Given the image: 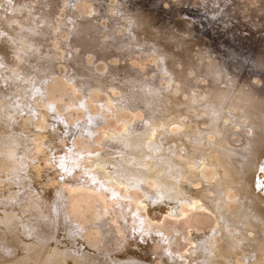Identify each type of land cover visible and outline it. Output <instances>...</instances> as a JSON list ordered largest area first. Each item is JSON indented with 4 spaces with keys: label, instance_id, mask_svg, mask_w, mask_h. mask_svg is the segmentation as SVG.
Wrapping results in <instances>:
<instances>
[{
    "label": "bare ground",
    "instance_id": "bare-ground-1",
    "mask_svg": "<svg viewBox=\"0 0 264 264\" xmlns=\"http://www.w3.org/2000/svg\"><path fill=\"white\" fill-rule=\"evenodd\" d=\"M9 2H11V0H0V43L5 44L7 47L4 42L10 40L15 43V46H13L11 50L9 49L12 52V56L10 57L8 56L10 54L8 48L2 47L0 44V73H2L5 68L7 70L9 65L12 67L15 65L22 70L21 73H23V75L21 77L17 75L20 71L18 67V69L10 68L11 71L14 70V73H17L14 74L13 71H10L11 73L9 74H12V79L10 76L8 77L6 75V71L3 72L4 74L6 73L3 77H1V75L4 74H0L5 88H7L6 83H9L12 84V86H7H11L13 89V82H15L13 79H17L21 82L27 77H29V79L30 77H32V79L34 77V79L38 81H45L42 85L39 84L38 86L37 84L35 86V88L38 89L36 91L46 92L47 89L51 87V89L48 90L51 92L52 87L56 88V90L53 88L55 91L52 90V92L49 93L52 94L54 91L56 92L55 96L59 97L56 98L51 96L52 99L49 97V100L52 102L53 98H56L59 102L61 99L63 100L61 103L65 105V108L68 106V109L74 111V109L71 108L72 103L81 102L87 99L86 97L92 95L91 100L93 99L94 101L95 99V103H102V109L112 112V115H114V112L116 114V111L118 113V111L122 109L120 107V105L123 106L122 103L125 102L126 104H130L131 106L128 110H130L132 117H118L117 122L124 125L123 131L115 129V125L113 128L112 126L109 128V130H112L111 132L104 127L105 131H103L106 135L105 141H110V147L115 149L114 153L106 149L108 152H112L108 153V155L111 154L110 157H107V154L104 155L106 157L102 155L103 153H101L100 150L102 148L99 149L101 154H95L98 149H95V152H92L94 149L92 151L89 149V152H91L90 156L81 155L82 161H76V163L74 162L72 164L66 163L67 159L72 158L71 156L69 158L66 156L62 157L63 163L66 165L64 167L63 164V172L66 171V173L69 172L70 174L74 173V175L75 173H80L78 177L76 176V181L78 182L80 180L82 183H78L80 185L76 184L77 186L74 187V189H72V187H67L70 186L69 182L66 187L62 185L63 182L60 183L61 181L59 180L61 173L60 175L57 174L52 167L53 163L51 162L58 160H53V158L56 157L53 155L57 149H59L56 147V136L54 135L60 136L58 135L59 133L57 134L54 130V133L52 132L53 134L50 133L52 128L48 129L49 131H47V129H41L44 130V132H41L39 128L38 130H40V133L37 132L39 134L34 132L35 135L39 137L35 138V140V135L33 136L36 143L37 140L41 138V142L38 140L40 146L38 145V148H36L41 156V160L39 164L35 166V169L39 171V168L43 169L41 166L45 165L46 169L49 170L52 168L54 171V177L48 172V183L46 182V177L41 175L40 171H37L39 174H36L37 176L34 178L32 173V176L30 175L28 179H31L30 181L24 179L22 174H25V172L23 173L22 170L25 171L29 167L25 169L22 166L24 169H21L19 165L23 164L17 163V157L18 155L21 156L20 153L26 154L25 149L29 146H25V149L16 146L14 147L16 149L12 151V146L17 145V141L18 139L21 140V137H17V141L10 138L13 140L12 144L5 145V143L3 146L0 145L1 150H5L7 146L8 148H12L11 151H5L4 153L6 154L4 155H7L10 159L12 156H16V158L14 157V161H17L12 164V159L8 161L9 158H7V161L11 164L8 163L7 165L6 163L7 171L0 174V264H37L38 260V264L42 262L43 264H48L46 261L50 262L49 258L51 256H53L51 260L54 259V262L51 264H59L57 263L58 252L61 253L60 255H66L67 262H65L66 260L64 262L68 264H145L141 260L143 259V254L147 251L145 244L149 242V239L145 240V237L142 238V234L146 231H142L141 236L137 238V240L140 239V241H138L140 245L138 243L128 242V244L122 246L124 248L120 250L116 245V241H119L117 238L122 231L121 230L118 234L117 230L119 229L117 226L119 223L117 224V222L114 221L117 224V226H114L112 223L113 220H110V218L107 220L106 218H108V215H104L105 213H110L111 210H104L105 206L103 207L102 204L107 201H105L107 197H103L105 202L101 204V199L103 200V198H101L102 194H100V190H103L105 193L106 187H113L114 185L118 188L119 186H126L129 191H131V189L142 191L146 197L148 196L146 198L147 203L145 202L147 207L152 205L153 208V205L155 206L156 204L167 205L168 208L166 209L163 205H161V207L167 211L166 214L168 218L177 217V219L175 218L177 220L176 223L184 224L187 231L192 230V228L196 226L194 225L195 223L203 227L209 223L208 226L203 228L207 230V233L209 232L208 234L206 233L205 235L199 236V234L196 235V232L193 236L188 235L194 247H192V251L190 250L191 257L182 256V258L186 259L185 261L195 264H264V168L261 169L262 179H260V175L256 173V168L258 169L257 166H264V163H261L264 161V88L258 86V84L260 85L262 82L258 81L259 83L257 84V78L255 79V84H249V80L242 81L241 78H237L236 76L220 73L218 70L215 71L217 66L215 58L217 55L213 53L210 45L200 42L195 44L193 40L188 41L183 39L184 37L182 34H185L179 29L173 28L167 35H164L163 32H160L159 35H156V33L154 35L152 31L149 30L151 28L145 30L139 22L132 21V26L134 25L137 28L132 26L127 28L128 31L124 32L125 37L119 38V24L112 23V21H110L111 24L108 26L99 21H96V26L94 25L93 27L90 25H93L94 22H88V25L84 24L81 27L80 25L72 26L67 21L74 20L73 15L69 16L67 13L64 14V12L62 14L59 13V10L64 8L67 9V7L63 5L64 8H62L61 5L60 9L57 8L54 6L56 4L55 0H36L35 2H33V0H14L13 2H17L18 6H22L23 9L28 11V14H21L20 16H16V14L14 16L12 13V4ZM56 5L58 6V4ZM44 8L47 10L52 9L54 12L46 11ZM48 12L52 14H47ZM53 18L57 19L58 22L56 21V24H59L61 26L60 28L57 27L59 25L55 26V23H53L55 19L52 20ZM49 24H52V27L57 31H65V33L63 32L64 37L60 36L62 41L60 42L61 39H58V44L59 42L61 44H57L56 46L53 44L56 43L57 37L55 36L53 41L52 39L50 40L54 45V47H52L54 56H51V54H53L50 50L52 44L49 49L45 50L48 46L47 42L49 39L47 36H49L48 33L50 32L51 26L48 27L47 30H45L44 27ZM145 25L148 26L149 24L145 23ZM161 34L164 36L160 37ZM86 37H89V40H87ZM153 40H160V42L156 41V43ZM188 42L199 46V49H194L196 47L195 45V47L187 46L189 44ZM136 45L138 48L135 47ZM78 46L81 49L80 54L74 52L75 48ZM84 48L91 52L94 63L97 61L96 64H98L99 60L104 61L103 66L93 69V71L96 70L100 74L96 87L93 86V83L92 86H86L87 83L85 84V82H87V80L84 81L83 76L88 73L87 70H85L87 72L83 75L82 73H76V69L71 66V63H80L85 59L86 51L82 52ZM139 48H141V50H139ZM174 48H176L177 51L174 50ZM58 49L60 52H57ZM151 57H153L152 59H155V61L152 60ZM112 58H116L118 61H112ZM132 60L136 61L135 64L139 61V63H141V61L146 63L144 68L147 67L149 73L158 72L162 75L166 74L167 77H162L161 80L153 81L154 79L151 80L150 77L149 80L147 75L146 79L148 80L143 79V77L142 80H139L140 76L143 75V70H140L142 72L140 73L137 67L134 66V63H131ZM147 60L149 63L146 62ZM93 62H91V64ZM177 64H180L181 68L177 67ZM140 68L142 69L143 67ZM16 69L18 70L17 72L15 71ZM145 73L147 72L145 71ZM97 74L96 76L99 75ZM57 75H63V80L62 77L56 78L55 76ZM79 77L82 79L81 82L79 81ZM137 78L140 84L137 83ZM153 78H156V76ZM143 80L144 82L141 83ZM30 82L28 83L31 85ZM14 88L16 89V87ZM12 89H10V91L0 90V95H2L0 98L2 100V102H0V133L7 140H10L9 136H12L11 130L9 132V127H13L14 122H17L18 119L19 121L22 119L18 117H21L23 114L22 111H25L26 105L24 106L23 103L25 101L30 102L34 100H26V98L23 100L22 98L24 101L22 103L20 97V100L17 99L18 94L13 95L14 91H12ZM17 92L15 90V93ZM40 92H37L38 96ZM77 92L80 94L83 92L84 98L82 96V98L76 96ZM85 92H89V94L85 95ZM103 92H106V94L108 93L106 99H100L98 97L99 94ZM115 92H118L120 95L122 94V99H120V95L118 93V95H116ZM132 92L135 93L133 94ZM3 93L6 95L3 96ZM20 93L22 92H19V94ZM25 94L24 96H26ZM42 94L43 93H41V95ZM67 97L68 99L70 98L71 102H69ZM75 97L77 99H74ZM40 99L38 98L39 101ZM44 100L45 99H42V101ZM34 101L36 103V100ZM42 101H40V103ZM93 101L92 103H94ZM54 102L56 101L53 100L51 103L52 106H54ZM40 103L38 102L37 105ZM15 104H17V107ZM80 105L86 106V104ZM44 106L40 107L44 108ZM46 106H48V103ZM18 107H21L19 111L22 113L17 117L16 115L18 113L14 114L15 111L13 110L18 111ZM28 108L26 106L27 111ZM62 108L60 110H62ZM65 108H63V110ZM30 109H32V107ZM37 110L34 111L32 109L31 111L32 113L33 111L34 113L36 112L37 115ZM39 110L45 111L44 109ZM39 110L38 112H41ZM67 110L64 112L66 115ZM123 110L125 111L127 109L125 108ZM139 110L145 114L144 120H137L134 118V115H136ZM70 112H68V114ZM119 113H121V111ZM2 114L6 116L3 117ZM74 114L76 115V113ZM25 115L27 114L22 116L25 117ZM106 115L104 114L105 117ZM28 116H30L29 118H33L31 117L32 115ZM38 116L37 119L35 118L36 120H39ZM68 116H65L66 119H69L71 114L69 117ZM72 117L73 116H71L70 119ZM42 118L40 117V119ZM43 119L40 120L41 124L42 122L44 124V121L47 120ZM28 120L31 121L30 119ZM32 122L33 120L31 123ZM137 122H140L141 125L137 124ZM37 123L34 121L32 124L37 125ZM45 123L47 124L46 121ZM17 125L19 124H16V126ZM16 126L14 125V132L17 130V127H20V125ZM29 133L31 134L33 132ZM29 133H25L24 129L20 134L28 135ZM23 136L25 137V143H27L26 141L28 140L26 136ZM83 141L79 143L81 144ZM22 142L20 141V144ZM75 143L77 145V141ZM23 144H21V146ZM86 144H82L83 146L85 145V148L82 146L84 149H86ZM33 145L35 146L34 143ZM65 145L64 147H66ZM62 146L63 145L60 147ZM107 147H109L108 144ZM29 150L31 153L33 149ZM35 150H33L34 153L36 152ZM61 154L63 153H60V155ZM69 154H71V152ZM39 155H31V157H28L32 158L36 156V158L33 157V159H37ZM57 156H59L58 152ZM24 157L25 156H23L22 159H24ZM261 157H263L262 160H260ZM58 158L61 160V157ZM22 159L20 158L21 161ZM73 160H75V158H73ZM84 160L90 161L89 165H85ZM31 163L29 164L31 165ZM58 175L60 177H58ZM74 175L71 176L73 177ZM64 176L66 175L62 177ZM10 177H12V180H10ZM68 180L70 181V179ZM146 183H148V187ZM39 185H43V189H38ZM98 185L102 186V188ZM96 186L99 188L97 189ZM96 189L100 191L98 194H96ZM114 194H112L110 198L116 199L115 201L117 202L119 197L117 198L116 196L119 195H117L118 193L116 195ZM130 194L128 195L126 193L129 199L133 195L136 200L133 202H136L138 205L140 204L138 211L139 209L142 210L140 207L142 204L145 206V203H143L145 200H143L144 197L139 196L137 192L132 195ZM104 195L105 194H103V196ZM120 195L123 196L121 193ZM124 197L128 199L126 196ZM111 199L109 203L114 201H111ZM122 200L123 199H119V201L123 202ZM141 200H143L142 203ZM115 201L113 205L116 204L118 208V204L115 203ZM129 202H131V200ZM133 202L129 204L126 202V204L130 206ZM68 203L69 207L65 209V205ZM116 205L114 207L109 204L107 207L113 209V207L116 208ZM127 206L125 210L123 208L124 211H121L124 214L127 213ZM130 207L131 211L134 212V207L132 205ZM147 207L144 208L145 211ZM96 209H100L101 213L99 214ZM118 209L117 213L122 208ZM202 210L210 212L213 217L198 215L196 211ZM91 211H97L99 219L102 221H100L97 216V220L101 223L95 224V228L92 229L93 231L87 233L86 237L92 246L89 247V245L87 246L88 241L85 246L83 240L80 241L78 239V241L77 237L86 229L87 225L89 226V224L95 223L94 221V223L91 222L92 219L90 220L89 216V220L88 217H85L89 215ZM131 211L130 213H132ZM138 211H136V213L134 212V214H131L129 217L133 221H136L135 228L147 229L149 227L148 224H150V226L152 223L154 224L153 221H150L151 223L146 222L147 225L143 223V221H140L142 215L140 216L141 213ZM150 211L153 210L150 209ZM97 212H95V214L91 213L90 215L93 214L94 218ZM113 212L111 211V213ZM121 212H119L120 214H113H116L118 217V215L123 214ZM166 214L163 215L166 216ZM128 215H126V217ZM73 216L76 217V219ZM167 216L165 218H167ZM143 217H146V215L142 216L144 220L145 218ZM181 217H187V219L183 220ZM96 218H94L95 221ZM168 218L165 219V222L169 224L171 220H168ZM115 219L116 217H114V220ZM172 219L175 221L174 218ZM208 219H211V221L208 222ZM125 220L128 222V217ZM147 220L145 219V221ZM174 221L173 225L175 223ZM193 222L195 223L193 224ZM161 223L157 224L163 228ZM176 225H174V227ZM123 226L121 227L122 229H124ZM143 226H145V228ZM114 227H117L115 228L117 232ZM124 227H127V225ZM152 227L155 226L152 225ZM174 227L171 226V228ZM99 228L102 229L103 237H100V235L98 237V234H101V231H98ZM75 229L78 230L77 234L79 236L73 234ZM127 229V234L132 232H128ZM153 229L154 233H152L155 237L157 235H155V228ZM169 230H167V232H169ZM172 230L173 229H171V231ZM149 231L151 235V231L153 230L151 229ZM63 232L66 235H70V237L68 236V238L65 235L67 238L63 239L65 238ZM175 232L176 234L178 233L177 230ZM172 233L173 232H170V235H172ZM116 234L119 235L117 238H115ZM191 234L192 231L190 232V235ZM153 235L152 237L149 236L148 232V236L149 238L151 237L152 240L154 238ZM161 235H158L156 238L164 237ZM188 236L185 239H188ZM28 238H31L29 239L30 241ZM141 238L147 242H143ZM120 240H122V237ZM159 240L161 239L159 238ZM120 242H124V239ZM170 242L171 241H169V243ZM60 243L68 247L61 248L62 246L59 247ZM175 243L176 242L173 243L174 247ZM177 245L179 246V243H177ZM114 247H117L120 251L117 252ZM46 248L51 249V252L47 254L48 258H46L45 261L41 252L43 253ZM113 248L116 251L114 255L110 253L111 250L113 251ZM172 250L170 249L169 251L170 254H172L170 260L174 258V250ZM104 251L106 252L104 255H111H102ZM12 253H14L15 256L11 257L10 255ZM4 255H9L10 258L13 259L9 260L10 258H5ZM147 256L149 255L147 254ZM147 256H145V258H147ZM58 257L60 258L61 256ZM126 258L127 261L124 262ZM174 259L177 260L178 258ZM174 259L173 262L175 263Z\"/></svg>",
    "mask_w": 264,
    "mask_h": 264
},
{
    "label": "rangeland",
    "instance_id": "rangeland-1",
    "mask_svg": "<svg viewBox=\"0 0 264 264\" xmlns=\"http://www.w3.org/2000/svg\"><path fill=\"white\" fill-rule=\"evenodd\" d=\"M14 0H11V2H9V3H11L12 4V7H13V9H12V13L14 14V16H15V14H16V16H20L21 14H28V11H26V9H23V7L22 6H18V4H17V2H13ZM36 0H33V2H35ZM54 1V0H53ZM55 2H56V4H58V6L55 4L54 6H56L57 8H59L60 9V6L62 5V8H64L65 6L67 7V9L66 8H64V9H62V10H59L60 12L59 13H63L64 12V14L65 13H67L69 16L70 15H73V17H74V20H68L67 22L69 23V24H71L72 26H79L80 25V27L81 26H83L84 24L86 25L88 22H94V24L93 25H90V26H94L97 22L96 21H99V22H101V23H105V25L106 26H108L109 24H111L110 23V21H112V23H117V24H119L118 25V36H119V38H124L125 37V35H124V32L125 31H128V29L127 28H129V27H131L132 26V21L134 22H139V24H141V26L142 27H144V29L146 30V29H149V28H151V29H149V30H151L152 31V33L155 35V33H156V35H159L160 34V32H163V34L164 35H167V33L169 32V31H171V30H173V28L174 29H179L180 31H182V33H184L185 35H183L182 34V36L184 37L183 39H185V40H188V41H194L193 43H195V44H197V43H202V44H209L210 45V47H211V50H213V53L215 54V55H217V57L215 58L216 59V62H217V66H216V68H215V71H220V73H227V74H229L230 76H236L237 78H241L242 79V81H248L249 80V84H255V82H256V80L255 79H257V84L259 83L258 81H261L260 83V85L258 84V86H261V87H263L264 88V0H55ZM60 4V5H59ZM63 5H64V7H63ZM44 10H46V11H53L52 9H50V10H47V9H45L44 8ZM65 10V11H64ZM15 11V12H14ZM45 11V12H46ZM22 12H24V13H22ZM50 12H48L47 14H52V13H50ZM54 12V11H53ZM74 13V14H73ZM55 18H53L52 20H54ZM55 21V22H54ZM53 21V23H55V26L56 25H59V24H56V21H57V19H55ZM58 22V21H57ZM145 23H147V24H149L148 26H146L145 25ZM89 24V23H88ZM87 24V25H88ZM16 25H18V24H16ZM51 26V27H50ZM96 26V25H95ZM48 27H50V32L48 33V35L49 36H47L48 37V46L45 48V50H47V49H49V47H50V45L53 43L52 41L54 40V38L55 37H57L56 38V43H53V44H55V46L58 44V39L60 40L61 38H60V36H62V37H64V33H65V31H63V30H56L55 28H53L52 27V24L50 25H48V26H45L44 27V29L45 30H47L48 29ZM57 27H61L60 25L59 26H57ZM56 27V28H57ZM132 27H135V28H137L136 26H132ZM59 28H57V29H59ZM53 29V30H52ZM155 29V30H154ZM157 30H158V32H157ZM60 31V32H59ZM62 31V32H61ZM58 32V33H57ZM64 32V33H63ZM66 35V34H65ZM164 35H160V37H163ZM55 36V37H54ZM59 37V38H58ZM89 37H86V39L87 40H89L88 39ZM52 39V41L50 42V40ZM81 39H82V37H81ZM62 41V39L60 40V42ZM154 41V40H153ZM157 42H160V40H156ZM156 41H154V42H156ZM59 42V44H61ZM156 42V43H157ZM168 42V41H167ZM4 43H6V45H7V47L5 46V44H3V43H0L1 45H2V47H6V48H8V50L10 49H12L13 48V46H15V43L14 42H12V41H10V40H8V42L6 41V42H4ZM7 43H9V44H7ZM168 43H170V42H168ZM189 44L187 45V46H192V47H195L196 45L195 44H193V43H191V42H188ZM52 44V46L50 47V50H51V53H53V54H51V56H54V50H53V48L52 47H54V45ZM58 44V45H59ZM0 45V46H1ZM195 45V46H194ZM135 47H137L138 48V46L136 45ZM197 47V48H196ZM194 49H199V46H196ZM9 50V55L8 56H12V52ZM139 50H141V48H139ZM174 50H176V48H174ZM173 50V51H174ZM74 51V50H73ZM83 51H86V53H85V59H83V61H81L80 63H71V66H73V68L74 69H76L75 70V72L76 73H82L83 75L88 71V73L87 74H85V76H86V78H85V76H83L82 74H80L81 76H83L84 77V81H86L87 80V82H85V84L87 83V87H88V85H90V86H92V83H93V86H95L96 87V84H97V81L99 80V78H100V74L95 70V71H93V69H95V68H99L100 66H103L104 65V61L103 60H99L98 61V64H96L97 63V61L94 63L93 61H94V59H92V56H91V52L90 51H88V50H85V48L82 50V52ZM177 51V50H176ZM217 53H216V52ZM57 52H60V50L58 49L57 50ZM75 53H77V54H80V52H81V49L79 48V46L78 47H76L75 48V51H74ZM167 52H169V51H167ZM172 52V51H171ZM168 54H171V53H168ZM118 58V57H117ZM153 57H151V59H152ZM92 59V60H91ZM142 60V59H141ZM152 60H154L155 61V59H152ZM152 60H150V61H152ZM112 61H118V59H116V58H112ZM91 62H93L92 64H91ZM135 62L136 61H133L132 60V62L131 63H134V66H136L137 67V69L140 71V70H143L142 72L140 71V73H142L143 75L142 76H140V79L139 80H142V77H143V79H145V80H150V77H151V80H153V81H156V80H161L162 79V77H167V75L166 74H159L158 72L157 73H154V72H148V70H147V67L146 68H144V66H145V64L146 63H143L142 61H141V63L143 64H141V63H136L135 64ZM145 62V61H144ZM146 62H148V60L146 61ZM149 63V62H148ZM201 63V62H200ZM17 64H19V63H17ZM96 64V65H95ZM133 65V64H132ZM179 65V66H178ZM223 65V66H222ZM15 66V65H14ZM12 67V66H8V68H7V70H6V68H5V70L3 69V72H5L6 71V75L9 77L10 76V78L12 79V74H9V73H11L12 71H13V73H14V70H10V68L11 69H15V68H17L18 66H15V67ZM7 67V66H6ZM140 67H143L142 69L140 68ZM177 67H179V68H181V66H180V64H177ZM19 68V67H18ZM17 68V69H18ZM140 68V69H139ZM15 70L16 72L18 71V70H20V68L18 69V70ZM79 69V70H78ZM90 69H91V71H90ZM136 69V68H135ZM136 69V70H137ZM146 69V70H145ZM81 70V71H80ZM85 70H87V71H85ZM137 70V71H138ZM11 71V72H10ZM80 71V72H79ZM91 73H90V72ZM145 71L147 72V73H145ZM2 72V71H1ZM0 73V74H4V73ZM22 72V70H20L19 72H18V74L17 73H14V74H17L18 76H22L23 75V73H21ZM92 73H94V74H92ZM99 75H98V74ZM5 74L4 75H1V77H3V76H5ZM20 74V75H19ZM89 74V75H88ZM96 74L98 75V76H96ZM144 74H145V76H144ZM156 76V78H153V77H155L154 75ZM92 75V76H91ZM114 75V74H113ZM148 75V79H146V76ZM88 76H89V79H88ZM91 76V77H90ZM123 76V75H122ZM0 77V90H2L3 88V90L2 91H10V89H12V84H9V83H6L7 85H11V86H7L6 85V87L7 88H5V84H4V82L2 81V78ZM56 78H59V77H62V80H63V75H61V76H55ZM82 77V78H83ZM145 77V78H144ZM247 77V78H246ZM92 78V79H91ZM95 78V79H94ZM15 82H13V89H12V91H14L13 92V95H17L18 94V97H17V99H19V97L21 98V101H22V103L24 102L23 100H25L24 98H26V100H31V99H34V100H36V103H35V101L33 102L32 100L29 102V101H25L24 103H23V105L25 106H27V108H28V106H29V108H28V111H27V109H26V106H25V111H22L23 112V114L22 115H24V114H27V115H25V117H23L22 115H21V111H19V108H20V110H21V107H18V111L17 110H13V111H15L14 112V114L16 113H18L16 116L18 117L19 116V114L21 115V117L19 116L18 118H22V119H20V121H19V119H18V121L17 122H14V125L16 126V124H19L20 125V127L18 128L17 126H19V125H17L16 127H17V130H15V132L13 131V128H14V125H13V127H9L10 129H9V132H10V130H11V135L12 136H9V139L11 138V139H15V141H17V137H21V140L20 139H18V141H17V145H15V146H12L13 147V150L12 151H14L16 148H14V147H16V146H18L19 148H23V149H25L27 146H29V147H31V148H27V149H25V153L26 154H21L20 153V155L21 156H19L18 155V157H17V160H18V162L15 160L14 161V157L16 158V156H12V160L9 158V157H7V155L5 156L4 154H6V153H4L5 151H11V149L12 148H8V146H7V148L5 147V150H1L0 149V174H2V173H4V172H6L7 171V166H6V163H7V165H8V161L9 160H11V163L13 164L14 162H17L18 164H20V163H22L23 165H19V166H21L20 168L21 169H26L27 167H29L28 169H26L25 171L24 170H22L23 171V173L25 172V174H22L23 176H24V179L27 181L28 179H29V176L32 174L33 175V178L35 177V176H37L36 174H39L38 172L40 171V174L41 175H43V176H45L46 177V182L48 183L49 182V180H48V177H47V174H48V172H49V174H52V176L54 177V171H53V169L51 168V169H46V167H45V165H42L41 167L43 168V169H41V168H39V171L37 170V169H35L36 167V165L37 164H39V161L41 160V156L39 155V152L37 151L38 149H36V148H38V145L40 146V142H41V138H39L38 140L40 141H38L37 140V143L35 142V138H37V137H39L38 135L36 136L35 135V133L34 132H36V134H39L40 133V130L41 129H44V130H46L47 129V131H49L48 129H51V131H50V133H54V131L58 134V135H60V136H57V135H54V136H56V138H55V143H56V147H58L59 149H57V151L54 153V155L53 156H56L55 158H53V160H56V159H58V160H56V161H53V162H51V163H53V165H52V167L55 169V172L57 173V174H59L60 175V173H61V177L63 176V175H66V176H64V177H62V180H61V177L58 175V177H60L59 178V180L61 181L60 183H62V185H64L65 187L67 186V183L69 182V185L70 186H67V187H72V189H74V187H76L77 185H80L81 183H82V181H76V179H77V177H78V175H80V173H75V175H74V173H69V172H67L66 173V171H64L63 172V170H62V168L64 169V167L66 166L65 165V163H63V160H62V157H64V156H66V157H72V158H69V159H67L66 160V163H70V164H72V163H76V161H82V157H81V155H85V156H90L91 154V152H89L90 150L92 151L93 149V151L92 152H95V149L97 150L98 149V151H96L97 153H95V154H101V153H103L102 155L104 156V155H106L107 157H110L111 156V154L110 155H108V153L109 152H115V149H113V148H111L110 147V141H105L106 139V135H105V133H104V131H105V128L106 129H108L109 130V128H111V126H112V128H113V126L115 125V129H118L119 131H123V127H124V125L122 124V123H118L117 122V120H118V117L119 116H125V117H127V118H130V116L132 117V114L130 113V110H128V109H130V104H126L125 102L124 103H122L123 104V106H121L120 104V107L122 108L120 111H121V113H119L120 111H118V113H117V111H116V114H115V112H114V115H112V112H108V111H106L105 109H102V106H101V104L102 103H98V102H94L95 101V99H94V101H93V99L91 100V96L92 95H90V96H88V97H86L87 99H85V100H82L81 102L79 101V102H74V103H72V106H71V108L72 109H74V111L73 110H71V109H68L67 107L65 108L64 106V104H62L61 102H63V100H61L60 99V101L58 102L57 100H56V98H58L57 96H55V94H56V92H54L55 90H56V88H54V87H52V90H54L53 91V93L52 94H50L51 92H52V90H51V92L50 91H48V90H50L51 89V87L49 88V89H47V91H48V93L50 94H48L47 93V91L46 92H40V91H36V90H38L37 88H35V86L38 84V86H39V84H41L42 85V83H45V81L44 80H41V81H38L37 79H34V77H33V79H32V77H30V79H29V77H27L25 80H22L21 82H19L17 79H13ZM17 80V81H16ZM27 80H29V81H27ZM64 80H65V78H64ZM81 77H79V81L81 82ZM89 80V81H88ZM25 81V82H24ZM31 81V82H30ZM67 81V80H66ZM91 81V82H90ZM136 81H138V78H137V80ZM3 82V83H2ZM26 82H27V86H26ZM28 82H30L31 83V85L28 83ZM65 82V81H64ZM68 82V81H67ZM141 82V81H140ZM144 82V80L141 82V83H143ZM34 83H35V85H34ZM69 83V82H68ZM138 84H140L139 83V81L137 82ZM4 84V85H3ZM17 84V85H16ZM22 84V85H21ZM3 85V87H2V89H1V86ZM30 85V86H29ZM40 85V86H41ZM44 85V84H43ZM32 86V87H31ZM8 87H9V89H8ZM14 87H16V89L14 88ZM34 88V89H33ZM54 88V89H53ZM94 88V87H93ZM32 89V90H31ZM15 90H16V92L17 91H19V92H22V93H26L25 95L27 96H24V94H22V93H20L19 94V92H17V93H15ZM24 92H23V91ZM34 91V92H33ZM83 91V90H82ZM36 92V93H35ZM37 92H40V93H38V94H40L39 96L37 95ZM110 92V91H109ZM15 93V94H14ZM33 93V94H32ZM41 93H43L42 95H41ZM47 93V94H46ZM82 94H80L79 92H77V94H76V96H78V97H83L84 98V96H83V92H81ZM103 93H105L106 94V92H103ZM103 93H101V94H99V98L100 99H102V98H107L106 96H108L107 94L105 95V94H103ZM118 92H115V94L116 95H118L117 94ZM133 93V92H132ZM135 93V92H134ZM133 93V94H134ZM24 96H22V95ZM45 94V95H44ZM87 94H89V92L87 93V92H85V95H87ZM4 95H6L5 93H3V96ZM47 95H49V96H47ZM54 95V96H53ZM120 95V94H119ZM122 95V94H121ZM120 95V97L119 96H117V97H119L120 99H122L121 96ZM1 96L2 95H0V98H1ZM22 96V97H21ZM37 96V97H36ZM41 96V97H40ZM45 96H46V98H45ZM56 97V98H53V100H55L56 102H54L53 104H54V106H52V102H53V100H52V102H51V100H49L50 98L52 99V97ZM31 97V98H30ZM50 97V98H49ZM81 97V98H82ZM22 98H23V100H22ZM28 98V99H27ZM38 98L40 99V98H42V99H45L44 101H42V99H40V101H42L41 103H40V101L38 100ZM67 99H68V97H67ZM74 99H77L76 97L74 98ZM20 100V99H19ZM50 102H49V101ZM69 100V102H71V100H70V98L68 99ZM48 101V102H47ZM92 101L95 103H92ZM0 102H2V100L0 99ZM28 102H29V104H28ZM33 102V103H32ZM40 103L39 105H37V103ZM44 102H45V104H44ZM31 103V104H30ZM36 105H35V104ZM47 103H48V106H46L47 105ZM46 106H44V105ZM56 104V105H55ZM80 104H86V106L85 105H83V106H81ZM16 105V107H17V104H15ZM51 105V106H50ZM58 105V106H57ZM60 105V106H59ZM93 105V106H92ZM35 107V109H34V107ZM37 106V107H36ZM40 106H44V108L43 107H40ZM91 106V107H90ZM16 107H14V108H16ZM32 107V109L35 111V110H37L38 108L39 109H46L45 111H43V110H39V111H41V112H38V110H37V115H36V112L34 113V111H33V113H32V109H30ZM63 107V108H65L64 110H63V108H62V110H60L61 108ZM83 107V108H82ZM128 110H123V109H125V108ZM13 108V109H14ZM58 108H60L59 110H57ZM68 109V110H67ZM115 109V108H114ZM31 112H30V111ZM56 110V111H55ZM65 110H67L66 111V113H67V115L64 113L65 112ZM75 110H76V112H75ZM116 110V109H115ZM71 111V112H70ZM106 111V112H105ZM125 113H124V112ZM138 111V110H137ZM25 112V113H24ZM28 112V113H27ZM55 112V113H54ZM68 112H70L69 114H68ZM105 112V113H104ZM139 112H140V110H139ZM139 112H135L136 113V115H134V118H136L137 120L138 119H142V120H144V117H145V114L141 111L140 113ZM42 115H40V114ZM74 113H76V115L74 114ZM129 113H130V115H129ZM134 113V114H135ZM13 114V113H12ZM60 114V115H59ZM70 114H71V116H73L71 119H70ZM103 114V115H102ZM104 114L106 115V117L104 116ZM139 114H140V116H139ZM28 115H32L31 117H33V118H29L30 116H28ZM35 115H36V117H35ZM38 115H40V116H38ZM70 117H69V116ZM2 116L3 117H5L4 116V114H2ZM37 116L39 117L38 119L39 120H36L37 119ZM68 116L69 117V119H66V117ZM78 116V117H77ZM107 116H108V118H107ZM110 116V117H109ZM114 116H115V118H114ZM138 116H139V118H138ZM40 117L42 118H44V119H47V120H45L46 122H47V124L45 123V121H44V124H43V122H42V124H41V121L40 120H42V119H40ZM76 117V118H75ZM30 119L31 121L33 120V122L35 121V123H37V125H34V124H32L31 123V121H29L28 119ZM36 118V119H35ZM43 119V120H44ZM22 120H23V122H22ZM103 120V121H102ZM115 120V121H114ZM37 121V122H36ZM19 122V123H18ZM40 122V123H39ZM16 123V124H15ZM84 123V124H83ZM137 124H140V122H137ZM44 125V126H43ZM61 125V126H60ZM141 125V124H140ZM37 126H39V127H37ZM45 126H46V128H45ZM51 126V127H50ZM91 126V127H90ZM15 127V128H16ZM42 127H44V128H42ZM48 127H50V128H48ZM105 127V128H104ZM12 128V129H11ZM35 128V129H34ZM40 128V130H38ZM66 128V129H65ZM24 129H25V133H29V132H33V133H29L28 135H26V134H23V135H25L26 136V139L28 140V141H26L27 143H25V140H24V136L22 135V134H20L21 133V131L23 130L24 131ZM27 129V130H26ZM81 129V130H80ZM92 129V130H91ZM5 130V129H4ZM44 130H41V132H44ZM54 130V131H53ZM101 130V131H100ZM104 130V131H103ZM114 130V129H113ZM64 131V132H63ZM92 131V132H91ZM96 131H98V132H96ZM110 132L112 131L111 129L109 130ZM16 132H17V134H16ZM37 132H39V133H37ZM13 133H14V135H13ZM18 133H19V135H18ZM52 133V134H53ZM70 135H68V134ZM94 133V134H93ZM17 136H16V135ZM89 134H91V135H89ZM93 134V135H92ZM104 134V135H103ZM23 137H22V136ZM30 135V136H29ZM35 135V136H34ZM80 135V136H79ZM84 137H83V136ZM16 136V137H15ZM29 136V137H28ZM33 136H34V139H33ZM68 136H69V138H68ZM32 138V139H31ZM7 140L6 138H4L2 135H1V133H0V145L1 146H3V144H5V145H8V144H12V142H13V140ZM29 139H30V142L32 143V145H31V143L29 142ZM76 139H79L80 141H83V142H81V144L79 143L80 141L79 140H76ZM95 139H97V140H95ZM99 139H100V141H99ZM22 140H23V142H24V144H23V142H22ZM103 140V141H102ZM14 141V142H15ZM20 141L22 142L21 144H23L22 146H24V147H22L21 146V144H20ZM57 141V142H56ZM64 141V142H63ZM77 141V145H76V142ZM97 141V142H96ZM66 142V143H65ZM84 142H86V143H84ZM104 142V143H103ZM30 145H29V144ZM33 143L35 144V146L33 145ZM59 143V144H58ZM72 143V144H71ZM105 145H103V144ZM37 144V145H36ZM66 144V145H65ZM75 144V145H74ZM79 144V145H78ZM82 144H86V149H84L85 148V145L83 146ZM107 144H108V146L109 147H107ZM61 145H63L62 147H60ZM64 145L66 146V147H64ZM81 145V146H80ZM87 145H89V146H87ZM26 146V147H25ZM84 148H83V147ZM104 146V147H103ZM71 147V148H70ZM77 147V148H76ZM61 148V149H60ZM78 150H76V149ZM79 148V149H78ZM100 148H102V149H100ZM29 149H33V150H35L36 152H37V154L39 155V157H37V159H33V157L32 158H30L31 157V155H36V156H38L37 154H36V152L34 153V151L33 150H31V153H34V154H31L29 151ZM71 149V150H70ZM90 149V150H89ZM101 150V153H100V150ZM104 149V150H103ZM111 150V151H107V150ZM28 150V151H27ZM61 150V151H60ZM63 150V151H62ZM80 150V151H79ZM114 150V151H113ZM33 151V152H32ZM71 152V154H69L70 152ZM83 151V152H82ZM28 152V153H27ZM57 152H58V154H59V156H57ZM82 152V153H81ZM111 152V153H112ZM60 153H63V154H61L60 155ZM78 153V154H77ZM86 153V154H85ZM29 154V155H28ZM26 155H28V156H30V157H28V156H26ZM78 155H80V156H78ZM147 155H149V154H147ZM23 156H25L24 157V159H22L23 158ZM36 156L34 157V158H36ZM78 156V157H77ZM84 156V157H85ZM106 156H104V157H106ZM6 157V158H5ZM22 159V161L24 162H22L21 160H20V158ZM58 157H61V160H59V158ZM7 158H9L8 159V161H7ZM19 158V159H18ZM28 158V159H27ZM30 158V159H29ZM73 158H75V160H73ZM263 159V157H261V159L260 160H262ZM31 160V161H30ZM33 160H36V161H33ZM19 161H21V162H19ZM26 161V162H25ZM31 163V165L33 166H31L29 163ZM34 162V163H33ZM11 163H9V164H11ZM59 163V164H58ZM84 163H85V165H89V163H90V161H87V160H84ZM261 163H264V161L263 162H261ZM27 164H29L28 166H25V165H27ZM63 164H64V167H63ZM4 165V166H3ZM263 165V164H262ZM22 166L24 167V168H22ZM45 168H44V167ZM32 167V168H31ZM258 167V169L256 168V173H258V170H261L262 168H264V166H257ZM31 168V169H30ZM57 168V169H56ZM28 170V171H27ZM58 170V171H57ZM26 171H27V173H26ZM38 171V172H37ZM36 172V173H35ZM255 173V174H256ZM27 174V175H26ZM16 175H18V174H16ZM31 175V176H32ZM70 175V176H69ZM71 175H74L73 177L71 176ZM260 176H261V174H259ZM77 176V177H76ZM259 176V177H260ZM14 177V176H13ZM26 177V178H25ZM28 177V178H27ZM56 177V176H55ZM57 177V178H58ZM72 177V178H71ZM12 177H10V180H12L11 179ZM68 179H70V181L68 180ZM262 179V178H261ZM31 180V179H30ZM30 180H28V181H30ZM58 180V179H57ZM65 180H67V181H64ZM74 180V181H73ZM9 181V180H8ZM43 181V180H42ZM65 183H66V185H65ZM78 183H80V184H78ZM77 184V185H76ZM147 184V187H148V183H146ZM75 185V186H74ZM42 186V187H41ZM100 188H102V186H100V185H98ZM116 186H118V185H116ZM44 187H45V185H44ZM99 187H97L96 186V188L98 189ZM113 187H115V185L113 186ZM112 186H108V187H106L105 189V193L103 192V190H100V191H97V189H96V194H98L99 192H100V194H102V196H101V198H106L105 199V201L107 202V204H106V202L104 201V198H103V200L101 199V204L102 203H104V204H102L103 205V207H104V210L106 209V210H111L113 213H117V209L119 208H122L119 212H121L122 210H123V208H124V210H125V207L127 206V204H129V203H131V202H133L135 199H134V197H133V193H136L137 192V194L139 193V196H143L144 198H143V200H144V202L143 203H147V197L144 195V193L142 192V191H140V190H137V189H131V191H129L128 189H127V187L126 186H119V188L118 187H115V188H113ZM43 189V185H39L38 186V189ZM119 190H118V189ZM111 189V190H110ZM129 192H128V191ZM118 191V192H117ZM64 192H65V190H64ZM123 195V196H121L120 195V193ZM133 192V193H132ZM115 193V194H114ZM118 193V194H117ZM125 195H124V194ZM126 193L129 195L130 193H132V194H130V195H132L131 197H130V199H129V196L128 195H126ZM103 194H105L104 196H103ZM108 194H109V199H108ZM112 194H114V195H119V196H116L118 199H117V202L114 200V198H110L111 197V195ZM136 195V194H135ZM134 195V196H135ZM98 196H100V195H98ZM124 196H126L128 199H126ZM114 197V196H113ZM125 199H124V198ZM133 197V198H132ZM135 198H136V196H135ZM110 199H111V201L112 200H114L115 201V203H117L118 204V208H117V205H116V208H114L115 207V205H113V202L114 201H112V203H109V201H110ZM119 199L121 200V199H123L122 201L123 202H121V201H119ZM131 200V202H129ZM143 200H141V203H142V201ZM136 201V200H135ZM121 203V204H119V203ZM126 202H127V204H126ZM100 203V202H99ZM146 203L144 204L145 206H143V204L141 205V209L142 210H140L139 209V211H138V208H139V206H140V204L138 205L136 202H133V204H130V206L132 205L133 207H134V212L136 213V211H138L139 213H141L140 214V216L142 215V216H144V215H146V217H143V218H145L147 221H145V219L143 220L142 219V216H141V220L140 221H143V223H145L146 224V222L148 223V222H154V224L152 223L151 224V226H150V224H148V230L145 228V226L147 225H145V226H143L145 229H143V228H135L134 226H135V223H136V221L134 222L132 219H130L129 217H130V215L131 214H134V212H132L131 211V207L128 205L127 207V209H126V212L127 213H123V212H121V213H123L122 215L124 216H122V215H118V217H117V215L116 214H113V213H111V211H110V213H105L104 215L106 216V215H108L107 217L108 218H106L107 220L110 218V220L112 219L113 221H112V223L114 224V226H117V224H118V229L119 230H117V229H115V228H117V227H114V229H115V231L117 230L118 231V234L120 233V231H121V234H119L121 237H122V240H120V236L118 235V234H116V236H115V238H117V236H119L118 238H117V240H119V241H116V245H117V247L121 250V248H124V247H122V246H126V244H128V242H131V243H138V241H140V239L139 240H137V238H139L140 236H141V232L143 231V232H145L144 234H142V238H144L145 237V240H148L149 239V242H147V241H144V239H142L143 240V242H147L146 244H145V247H146V249H147V251L145 252V250H144V252L146 253H144L143 255V259L141 260L143 263H145V264H167V263H169V264H187V263H189V264H195V263H190L189 261H185L186 259L185 258H182V256L184 257V256H189V257H191V252H190V250L192 251V247H194L193 246V243H191V241L189 240V236H193V234H195L196 232V235L197 234H199V236L200 235H205L206 233H207V230H205V229H203L204 227H206V226H208L209 225V223H207L204 227L202 226V225H198V224H196L195 222H193V224L194 225H196V226H194V228H192V230H189V231H187L186 230V226L184 225V224H177L176 223V219H177V217H171V219L170 218H168V216H167V211L166 210H164V208L166 209V208H168L167 207V205H163V204H161V205H163V206H165L164 208L163 207H161V205H159V204H156L155 206L153 205V208H152V205H150V206H148L147 207V205H146ZM109 204H111L112 206H114L113 207V209H110V208H108L107 207V205H109ZM126 204V205H125ZM136 206H138V207H136ZM69 205V203L67 204V205H65V209H67V207H69L68 206ZM123 205V206H122ZM158 205V206H157ZM112 206H111V208H112ZM121 206V207H120ZM143 206V207H142ZM145 207H147V209H146V211L147 210H149V211H145L144 210V208ZM150 207V208H149ZM156 207V208H155ZM161 209V210H158V209ZM118 209V210H119ZM128 209H130V210H128ZM137 209V210H136ZM150 209L151 210H153V211H150ZM97 210V209H96ZM123 210V211H124ZM128 210V211H127ZM98 212H99V214L101 213L100 211V209L99 210H97ZM97 211H91V213H94L95 214V212H97ZM130 211L132 212V213H130ZM141 211V212H140ZM166 211V212H165ZM68 212V211H67ZM98 212L96 213V215H94V218H96L97 216V218L99 219V214H98ZM117 213V214H120V213ZM143 212V213H142ZM197 212V214L198 215H206V216H211V217H213V215L210 213V212H208V211H206V210H202V211H196ZM91 213H89V215H87V216H85L86 218L89 216L90 217V220H91V222H93L94 224H89V226L87 225V227H86V229H84L79 235L77 234V229H75L74 230V233L73 234H75V236H76V234H77V236H79V237H77V240L79 239L80 241H82L83 240V242H84V244H85V246H86V242L88 241V244H87V246L89 245V247H92L91 245H90V243H89V240L87 239V237H86V235H87V233H90V232H92L93 230V228H95V224H100L101 222L100 221H102L101 219H99V220H97V218H96V221H95V219L93 218V214L92 215H90ZM130 213V214H129ZM138 213V214H139ZM129 214V215H128ZM163 214H166V216H167V218H168V220H171V222L168 224V223H166L165 221V219H167V218H165L166 216L165 215H163ZM110 215V216H109ZM113 215V216H112ZM116 215V216H115ZM126 215H128L127 217H128V222H127V220H125V219H127V217H126ZM149 215V216H148ZM148 216V217H147ZM151 216V217H150ZM165 216V217H164ZM74 217V216H73ZM80 217V216H79ZM89 217H88V220H89ZM92 217V218H91ZM114 217H116V219L114 220ZM126 217V218H125ZM75 219H76V217H74ZM140 218V217H139ZM150 218H153V219H150ZM155 218V219H154ZM163 218H165V219H163ZM172 218H176L175 219V221L172 219ZM183 220H185V219H187V217L186 218H183V217H181ZM64 219V218H63ZM157 219V220H156ZM122 220V221H121ZM124 220V221H123ZM163 222H162V221ZM175 222L174 223V225H176L175 227H174V225H173V221ZM209 221L208 222H210L211 221V219H208ZM99 221V222H98ZM117 222V224L115 223V222ZM129 221H131V222H129ZM162 223H161V222ZM193 221V220H192ZM97 222V223H96ZM122 222V223H121ZM125 222V223H124ZM127 222V223H126ZM150 222V223H151ZM130 223H131V226H130ZM134 225H133V224ZM157 223H161V225L163 226V228L162 227H160V225L159 224H157ZM125 226V225H127V227H124L123 225ZM167 224V225H166ZM123 226V228L124 229H122L121 227ZM133 225V226H132ZM152 225L153 226H155V227H152ZM157 225V226H156ZM159 225V226H158ZM168 225H169V227H168ZM181 225V226H180ZM183 225V226H182ZM171 226L172 227H174L175 228V230H174V228H171ZM178 226H180L181 227V229H184V230H181L180 229V227H178ZM120 227V228H119ZM159 229H158V228ZM166 227V228H165ZM167 227H168V229H167ZM182 227H184V228H182ZM199 227V228H198ZM128 230V232L129 231H132V232H130L129 234H127V231H126V229ZM131 228V229H130ZM153 228H155V235H161V236H164V237H159L161 240H159V238H156L157 236H155L154 237V235H153V233H154V229ZM157 228V229H156ZM173 229L172 231H171V229ZM176 228H179V229H176ZM136 229H137V231H136ZM141 229V230H140ZM153 230V231H151V235H150V231L149 230ZM170 229V230H169ZM101 231V234H98V237H99V235H100V237H103V232H102V229H98V231ZM125 230V231H124ZM134 230V231H133ZM145 230V231H144ZM158 230H160V231H158ZM164 230H165V232H164ZM167 230H169V232H167ZM177 230V234H176V231ZM180 230V231H179ZM90 231V232H89ZM116 231V232H117ZM137 232V234H136V232ZM139 231V232H138ZM157 231V232H156ZM163 231V232H162ZM192 231V234L190 235V232ZM124 232H125V234H124ZM148 232H149V236H151L152 237V235H153V237L155 238V240H154V238H153V240H152V238H151V240H150V238H149V236H148ZM153 232V233H152ZM170 232H173L172 233V235H170ZM100 233V232H99ZM161 233V234H160ZM165 233H167V234H165ZM209 233V232H208ZM207 233V234H208ZM130 237H128L127 235ZM181 234V235H180ZM185 234V235H184ZM187 234V235H186ZM63 235L65 236L66 234H64V232H63ZM189 235V236H188ZM67 237L69 236L70 237V235H66ZM65 236V238H63V239H66L67 237ZM146 236H148V237H146ZM172 236V237H171ZM178 236V237H177ZM186 236V237H185ZM187 236H188V239H185V238H187ZM68 237V238H69ZM82 237V238H81ZM74 238V237H73ZM132 238H134V239H132ZM165 238H167V239H165ZM191 238V237H190ZM29 239H31V238H28V240ZM123 239H124V242H120V241H123ZM130 239V240H129ZM158 239V240H157ZM78 240V241H79ZM137 240V241H136ZM141 240V241H142ZM164 240V241H163ZM187 240H189V241H187ZM30 241V240H29ZM135 241V242H134ZM161 241V242H160ZM168 241V242H167ZM169 241H171L170 243H169ZM32 242V241H31ZM126 242V243H125ZM163 242V243H162ZM166 242V243H165ZM174 242H176L175 243V247L173 246L174 244ZM122 243V244H121ZM123 243H124V245H123ZM150 243V244H149ZM168 243V244H167ZM177 243H179V246L177 245ZM121 244V245H120ZM139 245H140V242L138 243ZM58 246V245H57ZM62 246V247H61ZM121 246V247H120ZM178 248H177V247ZM59 247H61V248H67L68 246H63L62 245V243H60V246ZM117 247H114V248H116V251L117 252H119L120 250H118V248ZM144 247V248H145ZM169 247H171V248H169ZM113 248V251L111 250V254H113L114 255V253H116V251H115V249ZM168 248V249H167ZM178 250H177V249ZM170 249L173 251V257L174 258H178L177 260H175L174 258V260H175V263L173 262V259L172 260H170V257H172V254H170ZM189 249V250H188ZM45 251V252H44ZM44 251H43V253L41 252V254H42V256H43V259L45 260L46 258H48L47 256V254L49 253L50 254V252H51V249H44ZM151 251V252H150ZM108 252V251H107ZM106 252L104 251L103 252V254L102 255H104ZM155 253V254H154ZM182 253H184V254H182ZM58 256H61L60 258L57 256V260H58V262L57 263H59V264H64L65 262H67V260H66V255H60L61 253L60 252H58ZM111 254H106V255H111ZM147 254L149 255V256H147ZM97 255H99V254H97ZM101 255V256H102ZM106 255H104V256H106ZM11 257H13V256H15V254L14 253H12L11 255H10ZM10 256L8 255V256H5L4 255V257L5 258H7V257H9L10 258ZM145 256H147V258H145ZM168 256H169V258H168ZM51 258H53V256H51L50 258H49V260H50V262L49 261H46V262H48V264L50 263H53L54 262V259H52L51 260ZM11 259H13V258H10L9 260H11ZM8 260V261H9ZM66 260V261H65ZM52 261V262H51ZM60 261V262H59ZM65 261V262H64ZM127 261V258L124 260V262H126ZM165 261V262H164ZM169 261V262H168ZM178 261V262H177ZM177 262V263H176ZM32 263V262H31ZM39 263V260L37 261V264ZM45 263V262H44ZM41 264H43V262L41 263ZM65 264H68V263H65ZM73 264H75V263H73Z\"/></svg>",
    "mask_w": 264,
    "mask_h": 264
},
{
    "label": "water",
    "instance_id": "water-1",
    "mask_svg": "<svg viewBox=\"0 0 264 264\" xmlns=\"http://www.w3.org/2000/svg\"><path fill=\"white\" fill-rule=\"evenodd\" d=\"M261 173H262V170H259L258 174H261ZM261 178H262V176H260V179H261ZM260 179H259V180H260Z\"/></svg>",
    "mask_w": 264,
    "mask_h": 264
}]
</instances>
